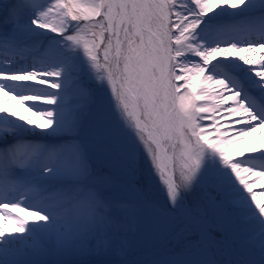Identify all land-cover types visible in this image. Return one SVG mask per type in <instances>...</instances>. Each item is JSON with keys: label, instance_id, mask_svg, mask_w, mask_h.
Returning a JSON list of instances; mask_svg holds the SVG:
<instances>
[{"label": "snow or ice", "instance_id": "obj_1", "mask_svg": "<svg viewBox=\"0 0 264 264\" xmlns=\"http://www.w3.org/2000/svg\"><path fill=\"white\" fill-rule=\"evenodd\" d=\"M242 8L248 15L238 19H206ZM229 58L264 87V0H0V92L35 81L45 95L14 94L48 106L35 111L41 124L0 107V217L15 226L8 234L0 225V264H188L192 253L206 264H246L241 249L264 256V202L246 180L264 178V164L244 159L264 156V147L226 151L264 128V104L217 78L213 69ZM209 152L244 195L219 176L201 181Z\"/></svg>", "mask_w": 264, "mask_h": 264}, {"label": "bare ground", "instance_id": "obj_2", "mask_svg": "<svg viewBox=\"0 0 264 264\" xmlns=\"http://www.w3.org/2000/svg\"><path fill=\"white\" fill-rule=\"evenodd\" d=\"M249 9L242 8L237 10H217L216 13L211 14L210 16H218L223 15L224 19H238L240 17L248 15ZM259 55V54H258ZM258 58V56H257ZM227 67H233L236 72L231 73L227 69ZM85 69H88V65H85ZM250 66L243 65L242 62L238 61L235 58H229L228 60L220 61L216 64L213 72L218 74L217 78L224 77L230 83L236 85H243L245 90V95H249L250 97L254 94L258 93V95L264 98V87H259L256 84V81L259 80L258 77H255L254 73L251 72ZM33 82H25L16 87L13 91L17 95H45L47 90V86L41 87L38 85H30ZM8 94L5 92H0V107H4L9 109V112L17 113L18 116H23L25 122L27 120H32L34 123L41 124L44 123V119L38 115L35 111H42L46 107L44 105L43 100L32 101L28 104L23 103L15 94ZM253 94V95H251ZM99 97L102 98V93H99ZM252 98V97H251ZM254 99V98H252ZM255 100V99H254ZM259 104H264V99ZM32 107V111H29L28 108ZM2 119V118H0ZM224 119H231V117H224ZM228 126V125H224ZM24 128H28L29 126L23 125ZM29 136L33 134H28ZM36 137L40 138V130H36ZM214 136L215 133H212ZM47 139V137H44ZM215 142V141H213ZM264 147V128L258 127L255 132H251L248 136H246L243 141L239 142L235 148L236 151L233 152L232 149H226V151L230 152L233 157L240 151L247 152L249 148H260ZM248 166L259 167L261 164H264V156L260 153L252 154L251 156L244 158ZM202 176L201 180L203 181L209 174H213L215 176H219L228 184L230 189L237 195H244L242 191V186L238 185V182L235 181L234 176L230 173V170L227 169L222 162L220 161L218 156L213 155L212 153H207L205 158L203 159L202 164ZM246 180L252 185L253 192L257 194V197L264 202V178H257L253 176H246ZM9 211H14L16 215L24 217L26 220H34V216L31 214L30 210H20V209H9ZM0 225L4 226L7 230L8 234H11L13 228L15 227L11 220H5L3 217H0ZM264 257V256H263Z\"/></svg>", "mask_w": 264, "mask_h": 264}, {"label": "rangeland", "instance_id": "obj_3", "mask_svg": "<svg viewBox=\"0 0 264 264\" xmlns=\"http://www.w3.org/2000/svg\"><path fill=\"white\" fill-rule=\"evenodd\" d=\"M210 17H208L206 19L211 20ZM215 22H213V23H215ZM222 61L225 62V60H222ZM78 63L80 64V67L83 71H86V72H88L89 75H91L90 70L85 69V65H87V63L84 61L82 56L78 57ZM92 83L96 86L95 90L97 92V95L99 96V93H102L103 97L101 99L104 100L106 103H110L111 97H110V93H109V90L107 88V85L106 84H103V85L99 84L98 82L95 81L94 77H93ZM28 134H32V133H27V135ZM143 166H144L146 174L151 176L152 189L154 192L155 199H157L158 202L163 204V202L166 199L165 195H164V191L159 186V182H158L157 178L151 174L150 166H149V163L146 159L144 160ZM209 175H213V174H209ZM234 254H236V253H234ZM238 254L243 257V259L246 261V264H264V257L261 255V253L259 251L249 252L246 249H241ZM188 264H206V260L202 254L192 253L188 258Z\"/></svg>", "mask_w": 264, "mask_h": 264}]
</instances>
